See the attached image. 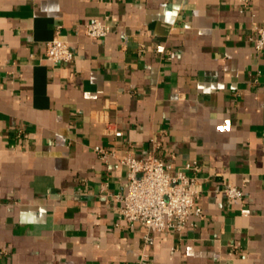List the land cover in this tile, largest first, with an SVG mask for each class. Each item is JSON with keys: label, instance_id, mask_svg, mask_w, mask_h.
Wrapping results in <instances>:
<instances>
[{"label": "crops", "instance_id": "0c3cea01", "mask_svg": "<svg viewBox=\"0 0 264 264\" xmlns=\"http://www.w3.org/2000/svg\"><path fill=\"white\" fill-rule=\"evenodd\" d=\"M255 26L264 0H0V264H264ZM54 36L72 62L45 58ZM96 146L195 162L203 216L145 244L119 215L127 168Z\"/></svg>", "mask_w": 264, "mask_h": 264}, {"label": "built area", "instance_id": "2783aa9c", "mask_svg": "<svg viewBox=\"0 0 264 264\" xmlns=\"http://www.w3.org/2000/svg\"><path fill=\"white\" fill-rule=\"evenodd\" d=\"M85 27L87 35L93 38H105L111 31V25L101 18H94ZM253 42L257 50L264 49V26L254 27ZM45 58L55 65L66 64L74 59V51L66 40L54 36L45 43ZM121 135V131L115 132L116 137ZM95 150L104 161L116 158L127 168V191L119 196V215L129 226L147 229L145 244L153 243L151 232L181 231L191 217L203 216L197 176L187 172L199 171L195 162L172 173L171 165L154 153L144 157H135L131 153L118 157L114 149L96 146ZM223 191L230 199L243 198L241 187L230 185ZM241 212L249 215L251 210L244 206ZM140 264L148 263L142 257Z\"/></svg>", "mask_w": 264, "mask_h": 264}]
</instances>
